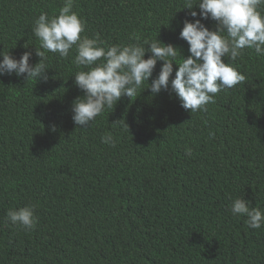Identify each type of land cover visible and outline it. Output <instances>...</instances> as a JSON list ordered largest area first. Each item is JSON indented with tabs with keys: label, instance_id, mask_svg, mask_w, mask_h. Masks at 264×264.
<instances>
[{
	"label": "trees",
	"instance_id": "16d2710c",
	"mask_svg": "<svg viewBox=\"0 0 264 264\" xmlns=\"http://www.w3.org/2000/svg\"><path fill=\"white\" fill-rule=\"evenodd\" d=\"M62 5L0 0V52L19 59L31 51L38 63L34 21ZM184 5L75 0L73 10L85 24L81 35L102 46L136 43L135 33L141 44L159 39L187 57L183 21L200 17ZM75 54L47 53L46 81L0 76V264H264V226L248 228L230 211L237 197L264 211V57L245 48L235 61L225 58L245 82L194 113L170 90L145 89L158 61L136 98L123 96L78 127L71 108L84 92L74 74L87 69L73 63ZM107 134L114 147L101 142ZM26 205L35 206L31 230L7 220L8 209Z\"/></svg>",
	"mask_w": 264,
	"mask_h": 264
},
{
	"label": "clouds",
	"instance_id": "9594fccd",
	"mask_svg": "<svg viewBox=\"0 0 264 264\" xmlns=\"http://www.w3.org/2000/svg\"><path fill=\"white\" fill-rule=\"evenodd\" d=\"M74 5L75 0H63L58 14L49 17L41 13L35 19L32 33L39 41L36 56L41 58L35 65L30 63L31 51H25L19 59L10 52H0L3 57L0 76L14 73L24 76L26 81H46L49 69L44 63L46 54L56 53L67 58L75 48L73 63L87 69L74 74L75 85L84 92L73 101L71 108L72 120L78 127L89 125L105 108H114L123 96L136 98L144 82L153 76L158 61L164 62L159 74L145 89L150 88L153 95L170 90L184 109L194 113L206 111L208 104L215 103V95L220 91L245 82V75L225 58L235 61L245 48L254 49L258 56L264 57V0H185L183 8L190 10L189 15L200 17L183 21L179 35L189 45L187 57L175 45L159 39L151 42L145 39L141 44L135 33L130 34V39L136 43L102 46L98 36L81 35L86 30L85 24L73 10ZM207 19L216 22L215 29L203 22ZM146 52L151 53L148 58H145ZM174 64L178 68L170 79ZM212 135L210 133V137ZM101 142L112 147L116 143L111 134L102 137ZM191 151L187 149V154ZM230 211L233 216L246 217L248 228L264 226V211L249 207L245 198L233 199ZM6 215L13 225L25 230L33 229L37 223L33 205L10 208Z\"/></svg>",
	"mask_w": 264,
	"mask_h": 264
}]
</instances>
